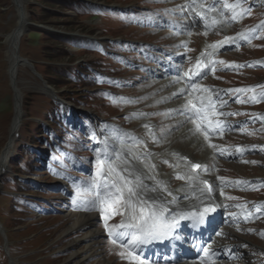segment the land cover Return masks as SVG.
<instances>
[{
	"label": "rangeland",
	"instance_id": "1",
	"mask_svg": "<svg viewBox=\"0 0 264 264\" xmlns=\"http://www.w3.org/2000/svg\"><path fill=\"white\" fill-rule=\"evenodd\" d=\"M141 1L143 0H139V2ZM175 1L177 5L173 8L176 11L174 16L183 20L181 26L177 25L181 29L177 30L181 36L186 35L188 37L189 34H194L197 25L201 24V27H205L202 20H192L196 19V9L200 7L194 5L193 8H188L187 0ZM189 1L192 2V0ZM117 2H120V5L124 7L127 0H88L86 2L85 0H26L28 12L26 6L24 11L28 20L30 21V16L31 21L45 23L55 31H47L32 25L29 29L30 32H25L26 36L22 41V46V36L19 39L18 55L22 58L20 55L21 47V53L33 58L37 63L39 62L40 70L48 74L50 81L53 82L58 92L63 93L65 97L73 102H69L72 107L59 104L60 107L55 104L51 101L49 95L41 93L35 88L37 85H39L37 88H40L43 85V83H40L42 81L29 68H21L18 78L22 93L23 88L25 90L24 106L28 107L24 109L25 117L28 118L29 122L26 129L21 133V137L17 140H21V142H16L17 145L14 147L12 158L15 164L12 167L9 164L8 172L2 176L0 184V217L7 223L9 231L15 239L14 253L16 256L13 257L18 261V264H75L74 255H77V253L80 255L83 264H104V259L110 261L111 264L124 263L119 259L120 248L107 241L109 236L105 231H102L100 225H96V228L102 234L101 248L103 256L99 258L96 256L89 257L88 255L86 241L88 234L85 228L77 226L74 230L68 229L73 226L77 218V216L71 214V208H79L84 205V202L94 198V193L90 189L91 178L95 175L97 169V154L99 153L102 159L108 158V146L104 142V133L114 131L118 135L122 134L124 136L125 134L129 137H131L130 135L143 137L145 134L144 132L133 133L132 128L137 130V127H135L136 120L128 119L132 106L139 109L147 107L141 105V103L147 104L148 101L144 100L149 99L154 90L153 84L148 85L146 88L142 86L143 79L147 78L149 74V70L144 66L145 63H140L143 69L126 71L125 80L129 84L139 73H142L143 78L139 79V85L135 84L132 88L124 90L126 95L122 96L126 100L119 112L124 109L129 112L117 115L116 107L119 101L115 102L109 93L116 86V83L111 79H106V77L112 74L117 75L114 79H118L120 74L118 71L111 69L109 70L110 74L107 71L100 72L103 67L105 68L102 70H107L109 64L111 66L117 64L116 59L101 57L102 51H105V49L99 41L88 40L87 37H74V34L102 36L103 28L107 36L121 34L126 37L127 26L122 16L128 17L132 13L131 9L125 10L122 14L115 13L112 15L108 12L113 8L99 4L109 5V3L115 4ZM151 2V8L160 9L162 7V2L159 0H152ZM197 2L207 7L214 5L218 10L222 9L223 6V0H197ZM230 2L234 3L235 0H230ZM63 4L67 6H63ZM166 6L167 8L174 7L175 3L170 2ZM242 6L245 9L250 8V14H245L243 18L237 21H232L230 19L231 13L227 9H223L224 19L227 20H224V28L217 24L215 27L208 28V34L202 31L204 27L199 29V33L202 31L201 34L195 33V36H193L194 43L190 50L197 51L194 53V58L192 57L189 62L173 59L170 54H163L161 57L163 62L172 61L175 64H184L186 68V72L181 73L180 71L184 69L181 68L180 73L169 75L167 79H173L174 76L181 77L182 75L188 77L190 70L194 69L195 57L204 49V43H208L210 47L217 45L215 49L211 47L212 55L210 56V62L212 65L214 64L215 71H210L200 81L196 82L199 83L200 88L203 86V88L210 89L209 92L201 96L211 97L215 105L217 103L214 113H209L206 120L196 119L193 122L190 119L187 123L191 127L189 134L183 138L174 139L170 134L174 133L172 131L176 130L179 124H172L170 118L163 117L164 113L168 114V111L155 110L157 105L155 101L148 103L149 110L147 111H134L135 116L142 115L141 113L149 114L148 117L155 121L154 124L157 128H168L167 133L169 135L167 138L162 137L160 139L161 143L158 142L153 146V149L159 152V157H168L169 149L167 150V148H170L168 146L170 143L197 148L194 150L197 155L195 156L192 153V148L181 147L196 159H202L199 156H209V170L216 175L217 181L215 179V184L219 183L218 193L226 206L225 217L228 221L225 222L226 232L222 233L220 231L215 235V238L217 240L223 238L219 243L224 242L227 244L228 242V245L230 243L233 246L230 248V252L226 249L223 250L222 253L229 256L223 258L219 264H264V235H262L264 234V207L257 210V206L264 205V97L259 95L264 91V88L255 87V91L249 92L234 91L235 89L264 85V30L259 32V38H253L250 42H246L238 35L249 33L257 26L264 25V0H244ZM16 8L13 0H0V155L8 142L14 113L13 92L9 87L7 73L9 60L7 58L8 44L6 36L18 24L19 18ZM137 8L135 7V9ZM138 13L140 16L146 17L153 12L148 9L144 12L143 9H140ZM159 19H162V17L154 15L150 20L156 21ZM186 21H191L193 25ZM135 22L138 27L129 35L140 36L147 29L157 25L151 23V26H149V22L145 23L141 17L137 18ZM67 32L73 33V35ZM160 35L165 44L176 47L179 43L175 36L170 37L171 32L169 30L161 32ZM152 36L153 34L149 31L143 38L147 39ZM229 39L233 40L230 45L227 42L224 43L225 47L220 46L223 41ZM114 42L115 49L122 48L121 43H117L115 40ZM191 42H193V39H189V44ZM123 43H126V41ZM157 43H160V41H157ZM226 45L229 47H226ZM185 47V45L182 46V50ZM210 47L208 46V54L210 53ZM141 48L146 51L144 47ZM198 51L200 52L197 54ZM134 52L138 53V51ZM184 54L182 53L179 56L182 57ZM208 54L207 58H209ZM150 55L149 53L144 54L145 57L149 58ZM88 59V63L93 67L86 63ZM155 59L157 58H152V60ZM219 61L225 63H219ZM232 65H243V67H233ZM21 66L23 65L19 67ZM164 67L167 68L166 71L171 68H173L172 72L176 71V68L167 66V64ZM93 72L98 73L99 76L97 75V78H94ZM163 72L156 69L153 72L155 77L152 76L151 80L162 76ZM186 73L189 75H186ZM207 78L208 81L205 82ZM192 80L197 81L198 78ZM179 82V85H181V81ZM183 82L188 83V80ZM156 83L163 85L159 91L166 88L164 78L159 79ZM169 88L170 86L167 89ZM182 90L184 88L171 93L172 98L180 95L183 92ZM166 92L167 90L162 91V94ZM184 96L188 97L189 93L184 94ZM253 96L256 97L257 102H251ZM131 97L138 100L131 102ZM153 99L158 98L154 96ZM193 100H196V98ZM196 103L200 106L197 100ZM168 105H171V102L164 103V106L167 107ZM50 112L54 113L51 114ZM219 113L236 114L218 115ZM114 116L122 121L125 127L132 128H125L121 122L114 119H111L108 123L109 126L106 127L105 120ZM186 116L189 115L185 112H179L178 117L180 119L186 118ZM152 117H155V119ZM254 117H257L256 121H253ZM217 119L225 126L223 127L225 132H220V136L217 133L219 131L216 130L217 132H215L214 129L218 127L214 124ZM199 123L203 126L202 131L197 130L196 125ZM142 128L144 129V126ZM211 130L212 132H210ZM205 133H207V138ZM161 134L163 133L158 132L153 137L155 142ZM109 135L114 139L116 137L114 133ZM30 140L32 143L28 142ZM129 141L133 142L134 140ZM125 144L134 148L131 142ZM211 145L217 147L213 148ZM125 150L128 153L131 152ZM221 151L224 154H221ZM111 158L115 160L113 156ZM157 163L161 165L160 158H155L153 164L148 165V169L155 173H158L159 170L166 173L167 171H163V168L160 169ZM152 165L155 167H151ZM120 166L123 167L122 164ZM221 177L224 179L221 180ZM233 181H248L251 183L249 185L231 184V186H228ZM75 185L80 186L81 193H77ZM78 195L79 199L74 204L73 198ZM229 197L238 199H229ZM235 205H246V207L240 209ZM248 212L251 213L249 218L240 220V217ZM74 241L77 245L72 247ZM11 244L13 243L10 241V246ZM225 244H222L223 247ZM76 251L78 252L76 253ZM10 255L12 254L10 253ZM0 264H11L1 234Z\"/></svg>",
	"mask_w": 264,
	"mask_h": 264
},
{
	"label": "snow or ice",
	"instance_id": "2",
	"mask_svg": "<svg viewBox=\"0 0 264 264\" xmlns=\"http://www.w3.org/2000/svg\"><path fill=\"white\" fill-rule=\"evenodd\" d=\"M244 0H223L222 9L218 10L214 5L204 10L202 3H198L197 0H192L188 5L189 8L200 7L201 12L197 13L201 19L205 22V27H215L217 24L224 22L225 13L223 9H227L231 15L232 21H237L243 18L245 14H250L251 9L243 8ZM209 13H215L216 15L209 16ZM264 30V25L257 26L250 30L249 33L238 34L246 42H250L253 38H259V32ZM207 34V33H205ZM233 40L229 39L228 43H232ZM220 46H223L222 43ZM213 49L217 45L211 46ZM212 55L211 53L208 54ZM205 54L202 53V57ZM219 63H225L219 61ZM233 67H243V65H232ZM251 66V65H249ZM203 68L209 66L203 64L202 60H198L194 70H190L191 76H203L206 73L202 72ZM210 71H215L214 64L209 68ZM186 75H189L186 73ZM191 78V77H190ZM255 87L264 88V85H257L253 88L235 89L236 92H249L255 91ZM189 94L195 95L197 92L206 93L210 89L200 88L197 84L189 85ZM185 91V90H182ZM264 97V91L259 94ZM196 100L199 102V108L197 104L189 100L185 105V109L190 112V119L195 122L196 119L206 120L209 113H214L215 102L211 97L196 96ZM243 102V101H239ZM251 102H257L256 97L251 98ZM236 113H219L218 115H235ZM214 124L218 126L216 129L219 132L223 131L222 122L218 119L214 121ZM197 130L200 129V124L196 125ZM207 138V133H205ZM216 148V145H211ZM221 154H224L221 151ZM115 160L111 157L102 159L100 154H97L96 159V173L91 178V192L94 193V198L91 201L84 202L85 210H96L101 213L102 220L104 222L105 230L112 238L111 243L116 245L119 242V247L123 249L118 254L129 261V264H149L141 253H143L145 246L151 244L154 241H160L164 239H176L174 233L180 228L181 221H192V226L203 225L208 217L209 213L216 211V206L212 204L205 205V199L211 200L212 198V186L207 180H200L199 174L191 170L201 169L202 165L187 162L190 167V172L185 176L177 175V179H187L189 189L185 193V199H195L199 202L194 206L195 210H173L169 207V203L176 204L178 198L173 197L172 201L165 200L162 196L149 195V193L165 192L168 196H172V192L168 189L162 181H156V183L149 187L144 183L142 176L134 169L128 167V161L123 160L125 165L121 167L116 161L121 160L120 153H114ZM187 161L186 157H183ZM151 167H155L152 165ZM207 170L206 168L204 169ZM149 179H154L149 177ZM223 180L224 178H220ZM197 181L198 184L196 183ZM248 181H233L231 184H244L249 185ZM195 185V186H193ZM77 193H81L82 189L79 185H75ZM87 191V190H84ZM221 194H223L221 192ZM79 195L73 198V203H77ZM229 199H238L229 197ZM90 204V207L87 205ZM235 207L243 209L246 205H235ZM264 205L257 206V210ZM115 215H120L122 219L118 224L109 225L108 220ZM236 215V214H232ZM251 215L250 212L244 213L242 218L247 220ZM209 223H211L209 221ZM251 231V230H250ZM264 235V234H262ZM204 256L202 258V264H214L212 255L208 250H203Z\"/></svg>",
	"mask_w": 264,
	"mask_h": 264
},
{
	"label": "bare ground",
	"instance_id": "3",
	"mask_svg": "<svg viewBox=\"0 0 264 264\" xmlns=\"http://www.w3.org/2000/svg\"><path fill=\"white\" fill-rule=\"evenodd\" d=\"M14 2H15V6L17 7L16 12H17V16H18L19 20H18V24L15 27V29L11 33H9L8 36H6V42L8 44L7 58L9 60V75L11 77L12 83L15 82L14 86H13L14 90H15V115L13 117V124L11 127L10 139L8 141L7 146L4 148L3 152L0 155V172H2L5 169V167L7 166L8 159L11 156V153H12V150H13L14 144H15L14 142H15L17 133L19 131V127L21 125V119H22V113H23L22 112L23 111V101H24L23 97L24 96H23V93H22V90L20 87V80L18 78V72H19V68H20L19 66L20 65H23V66L27 65L29 67V63L25 59L21 58L17 52L18 45H19L18 44L19 39L21 38V36L23 37V35L27 31V29L31 23L28 20L27 14L24 11L25 6H26V0H14ZM17 9L19 10V13H18ZM199 12H201V11L198 10L197 13H199ZM197 13H196V15H197ZM197 19L202 20L199 15H197ZM208 46L209 45L205 44L204 49L201 50L200 54H198L196 56V61L202 60L203 64H205L208 61V58H207V54L209 52ZM202 53L205 54L204 57H202ZM202 72H204V71H202ZM191 79H196V78L191 76ZM39 89L44 91V92H48V93L52 92L51 89L49 87H47L45 84H43ZM180 89H182V88L175 89V92L179 91ZM144 124L148 128L152 126V123L148 122L147 120H144ZM107 144H108V146H110L112 148H115L117 146V143L114 142V138H112L110 135L108 136ZM182 148L181 147H175V146L172 148V154L171 155L177 161L175 163V166L179 165L181 168L180 171L182 173H184L187 177V175L190 172V167H189L187 162L202 163V166H204V167L199 169V171H194V170H191V171L198 173L200 180H207V181H209V183H211V184L213 183L212 198H211V200L205 199V205H208V204L214 205L215 204V205H219L221 207V196L218 193V188L215 187V177L207 175L203 172L204 169L206 168V166L208 165L209 161L207 159H196L191 153L185 151L187 149V147L185 150H183ZM141 151H142L141 155L154 157V155L150 149H143ZM113 154L114 153L109 152V155L114 156ZM164 155H165V153H164ZM183 157H186L187 161L182 159ZM133 166L135 167L134 170L142 176L144 183L146 185H148L149 187L153 186L156 183V181H160V180H157V178L154 174L147 172L144 169L143 164L137 163L136 159H135V165H133ZM181 166H183V167H181ZM175 176L176 175L174 174V172H172L170 174V178H173ZM149 177H153L154 179H149ZM161 181L165 185H167L168 189L172 192V196H168L167 193H165V192L149 193V195L162 196L165 200H167L169 202L172 201L173 197H177L178 200H177L176 204L169 203V207L173 210H184V211L195 210L194 206L198 205L199 202L195 199H191V200L185 199V193L189 189L188 182L184 183V186L182 187V189H172V187H170L167 184L166 177H163ZM198 182L199 181H197L196 183L198 184ZM193 186H195V185H193ZM120 217H121L120 215H115L112 218H110L108 220L109 225H112L114 220L116 218H120ZM97 218H98L97 216H94L91 214L80 213L77 216V219L75 220V222L73 223V226H70L68 229L74 230L77 226L85 228L87 231V234H88V238L86 239L87 246H88V250H87L88 255H89V257H95L96 256L97 258H99V257L103 256V252H102V248H101L102 236H101V232L96 228V225L98 224V225L104 227V223H99V221H97ZM115 224H117V222ZM180 224H181V226L186 228L187 227V220L180 222ZM76 245H77V243H76V241H74L72 247H74ZM222 247H223V245L218 242V243L214 244L212 246V249L209 251H212L214 253H220V250ZM120 250L122 251L123 249L120 248ZM77 252L78 251H76V253ZM79 257H80V255L78 253H77V255L76 254L74 255L75 264H83L81 257L80 258ZM215 257H217V256H215ZM102 259H104V258H102ZM119 259L121 262H123V261L125 262L127 260V259H123L121 256H119ZM103 261H104V264H111L110 261H106L105 259ZM149 264H151V263H149ZM182 264H190V262H184Z\"/></svg>",
	"mask_w": 264,
	"mask_h": 264
}]
</instances>
